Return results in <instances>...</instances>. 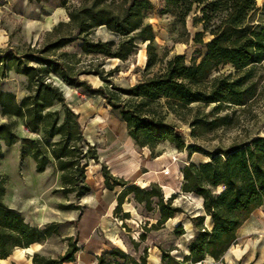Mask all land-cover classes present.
Listing matches in <instances>:
<instances>
[{
    "label": "trees",
    "instance_id": "obj_1",
    "mask_svg": "<svg viewBox=\"0 0 264 264\" xmlns=\"http://www.w3.org/2000/svg\"><path fill=\"white\" fill-rule=\"evenodd\" d=\"M162 13H174L182 26L195 4L201 15L194 22L202 23L203 30L196 31L194 41L206 46L199 59L187 62L184 53H176L164 61L155 44V31L145 21L147 11L154 8L152 0H83L73 8L62 0L69 19L54 26L56 37L45 46L30 49L22 54L10 49H0L1 77L14 70L27 76L28 92L18 100L12 91L0 88V106L4 116L23 120L31 132H41L40 137H24L21 147L23 157L31 155L36 170L43 172L54 160L61 171V190L76 199L91 191L87 182V167L91 160L101 162L106 187L115 189L117 205L114 213L122 219L131 218L123 204L133 195L136 202L147 210L157 209L159 218L153 228L165 224L181 210L173 198L165 197L162 186L152 182L141 186L116 176L108 164L101 161L98 145L85 135L79 113L66 100L64 88L55 82L60 77L66 84L81 88L90 95L105 98L127 122L128 132L139 146H148L152 156H157V146L168 140L180 149L201 151L209 159L190 161L182 168L184 192L203 197L205 213L193 217L196 234L188 243L189 253L175 256L171 249H162L161 263H150L147 247L135 255L121 246H112L96 255L95 264H196L207 255L216 260L237 244L238 231L252 213L264 207V134L235 137L227 145H216L211 150L197 143L187 144L183 131L166 122L163 109L179 116L192 127V134L213 132L230 128L237 121L232 113L220 114L225 108L247 106L257 90V67L264 63V2L256 0H164ZM259 13L260 19L253 17ZM104 27L110 37H94L95 31ZM206 33L209 40H204ZM80 40L82 54L64 48ZM147 42V61L144 77L128 87L118 86L112 76L119 65L106 69L104 61L80 63L82 55L103 58L128 59L138 47V41ZM231 65L233 71L219 72L221 66ZM95 74L107 85L94 86L82 77ZM60 104V107H55ZM213 105L209 111L201 106ZM160 108V109H159ZM200 129V131H199ZM15 121L0 123V159L3 157V140L12 145L17 139ZM1 162V161H0ZM6 186L0 179V259L9 256L16 247H27L42 242L57 233L60 222L52 220L42 226L32 224L23 212L4 200ZM62 209H81L76 202L61 203ZM211 218V225L205 220ZM124 226L126 224L124 223ZM178 228H182L179 225ZM146 232L141 234L145 239ZM68 246L64 252L51 255L45 251L33 254V264H64L75 261L80 249L78 238L66 236ZM136 251L140 240L131 237Z\"/></svg>",
    "mask_w": 264,
    "mask_h": 264
},
{
    "label": "rangeland",
    "instance_id": "obj_2",
    "mask_svg": "<svg viewBox=\"0 0 264 264\" xmlns=\"http://www.w3.org/2000/svg\"><path fill=\"white\" fill-rule=\"evenodd\" d=\"M83 0H68L67 6L73 8L82 3ZM154 8L147 11L145 21L151 23L155 31V44L160 54H164V61L176 53H184L187 62L192 58L199 59L206 51V46L197 44L194 41L196 31L203 30V24L194 22L196 14L201 15L200 7L194 5L192 11L186 18V26H182L174 13H162L164 0H152ZM258 5H262L264 0H256ZM69 19L68 11L62 0H0V49H10L16 53H24L33 48L45 46L53 40L57 33L54 32V26L61 20ZM260 19L259 13H256L253 20L257 22ZM95 38H109L111 35L104 27L98 28L93 34ZM210 34L206 33L204 40H209ZM80 40H77L64 49L69 52L82 54ZM147 42L138 41V47L128 59L109 57L103 58L97 55H82L80 63H98L104 61L105 68L119 65V71L112 76L113 82L118 86L128 87L135 84L144 77V68L147 61L146 52ZM231 65L221 66L219 72L229 73L233 71ZM257 90L253 100L247 106H236L234 108H225L220 114L226 112L232 113L237 121L236 125L230 128H219L213 132H206L199 135L192 134V127L186 121L179 118L172 112L163 109L165 121L178 126L184 135L185 142L197 143L203 149L211 150L216 145H227L235 137L245 135L264 134V63L257 67ZM1 73V67H0ZM82 77L88 78L94 86L107 85L98 75L84 74ZM55 82L67 88L66 83L58 76H54ZM28 78L23 74L16 73L14 70L7 72L5 77L0 74V88L6 91H12L20 100L27 89ZM87 102L92 106L91 111L98 107L97 100L92 99L86 94ZM106 104V102H104ZM55 107H60L57 104ZM213 105L205 106L202 104L201 111H209ZM160 109V108H159ZM114 115V114H112ZM15 121L17 139L12 145H6L2 140L3 157L0 159V179L4 180L6 193L4 200L7 204L23 212L29 221H34V212L36 207H41L43 213L49 219L54 215L55 208L61 203L78 202L74 194L65 195L61 190H56L62 186L61 171L58 169L54 160H51L46 170L39 172L36 170V161L31 155L25 157L21 154V147L24 137L36 138L42 135L41 132H31L23 123L22 118L16 116H4L0 106V123L3 121ZM200 131V129H199ZM157 151L163 154L170 162L173 168L170 179L175 178L177 184L180 182V168L190 161L201 162L209 159L208 155L201 151L190 152L188 148L180 149L171 141L165 140L158 144ZM169 156H166L168 155ZM176 154L178 160L171 161V156ZM167 166V165H166ZM179 167V171L178 168ZM164 168V167H163ZM163 170V169H162ZM175 194L173 204L181 207L173 217L167 220L165 224L158 228H153L152 223L157 222L159 211L157 209L147 210L144 204L133 201L126 204V208L131 209L132 217L121 220L118 218L117 224L111 229L99 226L91 234L84 223L93 219L94 213L90 208H84L76 211L74 220L62 218L67 223L65 227L74 229V236L79 239L81 250L77 253V259L73 263L67 264H95L96 252H101L104 247L120 245L124 249L135 255L144 252L147 247L150 263H161L162 249H172V253L177 257H183L188 252V243L196 234L193 217L205 213L203 200L195 193H187L176 189L165 193L166 199ZM38 210V209H37ZM108 214V213H107ZM109 217L113 220L114 214ZM118 217V216H117ZM120 217V216H119ZM85 220H84V219ZM83 219V220H82ZM125 223L126 226H124ZM207 225L210 221L205 220ZM117 225V226H116ZM182 225V228H178ZM250 231L248 239H251L258 246L260 251L264 250V207L257 209L248 222L240 230ZM66 232V228L63 229ZM146 232L145 239H141V234ZM67 235H55L48 240L47 253L58 255L67 247ZM131 237L140 240L139 250L136 251ZM234 246H238L237 243ZM218 264H222L219 262Z\"/></svg>",
    "mask_w": 264,
    "mask_h": 264
},
{
    "label": "crops",
    "instance_id": "obj_3",
    "mask_svg": "<svg viewBox=\"0 0 264 264\" xmlns=\"http://www.w3.org/2000/svg\"><path fill=\"white\" fill-rule=\"evenodd\" d=\"M66 85L67 88H64V91L67 103L79 113L86 137L92 143L98 145L101 161L106 162L116 176L123 177L126 180L135 182L141 186H149L152 182H158L162 186L164 193H170L171 190L174 191L177 188H181L182 190L183 172L181 168L180 171L179 167L177 168L180 173V182L177 184L174 177L171 179L169 177V174H171L173 170L172 167L169 174H165L162 170L164 166L168 164L170 165L168 159L164 157L163 154H158L154 157L148 146H139L130 136L127 122L123 120L120 114L106 102L105 98L89 94L92 99L97 100L96 106H98L90 113L88 109L92 105L85 99L86 94L88 93L84 92L81 88L68 84ZM104 102H106V104H104ZM166 156H169V154ZM86 173V180L91 185L92 189L78 199V202L76 203L82 205V210L84 208H90V212L94 213V217L89 221V225H87V221L84 223L85 228L88 231H91V234H94L99 226L111 229L114 224L118 223L114 220H118V218L123 220L121 217H117L114 213L117 205V193L122 187L117 186L115 189H109L106 187L101 162L91 160ZM197 196L203 200L201 195ZM133 201H135L133 195H129V200L123 204L125 211L132 212L131 209L126 208L125 206L126 204L133 203ZM78 210L80 209H62L57 207L55 208L54 215L48 219L43 213L42 208L36 207V211L34 212L35 220L30 222L42 226L46 222L52 220L59 221V231L50 238L55 235H73L74 229L71 227H65L67 223L63 222L62 218L74 220L73 218L76 216L75 214ZM110 213L115 216L113 217V220L109 217ZM248 220L242 225V227L245 226ZM65 228L66 232H63V229ZM241 228L238 231V238L235 241L239 244V247H230L224 257L220 260H216L211 255H207L203 261L196 264H218L219 262L222 264H264V250L260 251L258 246L254 244L251 239H248L250 231H244L241 234ZM50 238L42 242H34L27 247H16L9 256L0 259V264H33V254L36 251L47 252V244ZM106 249H108V247L102 248L101 252ZM80 250L81 246L78 252ZM101 252H96V255ZM75 261L65 262L64 264L73 263Z\"/></svg>",
    "mask_w": 264,
    "mask_h": 264
},
{
    "label": "built area",
    "instance_id": "obj_4",
    "mask_svg": "<svg viewBox=\"0 0 264 264\" xmlns=\"http://www.w3.org/2000/svg\"><path fill=\"white\" fill-rule=\"evenodd\" d=\"M177 160H178V156H177L176 154H173V155L171 156V161H172V162H176ZM163 172H164L165 174H168V173L170 172V167H169V165L164 166V168H163Z\"/></svg>",
    "mask_w": 264,
    "mask_h": 264
},
{
    "label": "bare ground",
    "instance_id": "obj_5",
    "mask_svg": "<svg viewBox=\"0 0 264 264\" xmlns=\"http://www.w3.org/2000/svg\"><path fill=\"white\" fill-rule=\"evenodd\" d=\"M207 221H211V218L210 217H207V219H206Z\"/></svg>",
    "mask_w": 264,
    "mask_h": 264
},
{
    "label": "water",
    "instance_id": "obj_6",
    "mask_svg": "<svg viewBox=\"0 0 264 264\" xmlns=\"http://www.w3.org/2000/svg\"><path fill=\"white\" fill-rule=\"evenodd\" d=\"M187 253H189V251Z\"/></svg>",
    "mask_w": 264,
    "mask_h": 264
}]
</instances>
